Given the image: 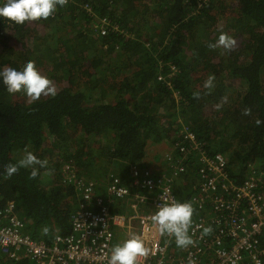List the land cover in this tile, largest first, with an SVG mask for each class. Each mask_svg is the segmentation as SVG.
<instances>
[{"label":"trees","instance_id":"1","mask_svg":"<svg viewBox=\"0 0 264 264\" xmlns=\"http://www.w3.org/2000/svg\"><path fill=\"white\" fill-rule=\"evenodd\" d=\"M101 17L117 29L95 35ZM0 46V69L33 61L56 89L33 101L0 83V195L35 238L70 228L79 196L66 165L102 194L116 177L131 180L151 143L191 145L185 127L200 152L225 156L232 181L251 164L264 168V0H68L47 19L0 18ZM21 152L46 161L35 178L19 167ZM175 153L166 167L183 164L175 179L184 182L196 166ZM11 165L18 170L9 176ZM0 264L24 261L0 254Z\"/></svg>","mask_w":264,"mask_h":264},{"label":"built area","instance_id":"2","mask_svg":"<svg viewBox=\"0 0 264 264\" xmlns=\"http://www.w3.org/2000/svg\"><path fill=\"white\" fill-rule=\"evenodd\" d=\"M83 8L90 14L88 5ZM92 27L97 35L117 29L106 17L93 21ZM170 70L173 74L175 66ZM183 132L191 145L181 144L179 150L188 157L190 147L198 142L187 127ZM194 154L200 167L188 196L193 244L178 247L173 236L160 234L152 219L159 207L181 203L170 182L184 171L180 162L170 165L169 177L131 165V180L123 183L116 177L102 186V194H96L92 182L73 175L66 165L67 178L79 195L69 230L48 239L31 236L29 223L17 215L14 200L0 195V254L24 264H108L113 248L135 236L147 251L137 264H264V168L251 164L247 175L235 182L223 154ZM206 228L211 230L205 233Z\"/></svg>","mask_w":264,"mask_h":264},{"label":"clouds","instance_id":"3","mask_svg":"<svg viewBox=\"0 0 264 264\" xmlns=\"http://www.w3.org/2000/svg\"><path fill=\"white\" fill-rule=\"evenodd\" d=\"M67 0H6L0 6V18L14 22L16 24H23L26 21H36L39 19H47L52 15L57 6H63ZM219 45L225 49H230L234 41L221 35L218 41ZM212 77L205 82V87L212 86ZM0 83H2L9 93H16L22 91L27 97L33 101L38 100L42 95H55L56 89L47 77L40 74L33 61H28L22 68L5 67L0 69ZM247 114V111L246 113ZM261 121H257L260 124ZM180 156L183 155L179 146L176 144ZM189 153H191L189 151ZM204 153V152H199ZM206 156H213L210 153H204ZM169 158H176V154H168ZM168 160V159H167ZM183 160L188 164L187 157ZM19 167L31 168V177L35 178L38 175L39 169L35 165L44 167L46 161L39 160L34 154L28 152L18 162ZM196 166L195 175L199 169L198 156L194 162ZM199 166V167H198ZM18 170L17 165L7 167L6 172L9 176ZM193 177V178H194ZM194 181V180H193ZM184 189H176L175 193L178 196L184 195L181 202L165 204L159 207V210L152 217L153 222L158 225L161 235H170L175 238V243L178 247L184 248L193 244V240L189 235V227L191 224V217L193 215V208L190 203H182L186 195L190 196L191 187L186 182ZM211 229H204L205 233ZM147 254L142 241L133 236L131 239L125 241L122 245H117L113 248L108 264H137L138 258Z\"/></svg>","mask_w":264,"mask_h":264},{"label":"rangeland","instance_id":"4","mask_svg":"<svg viewBox=\"0 0 264 264\" xmlns=\"http://www.w3.org/2000/svg\"><path fill=\"white\" fill-rule=\"evenodd\" d=\"M226 1V0H225ZM227 2L229 3L230 2V0H227ZM217 25L219 26L220 25V22H218L217 23ZM94 34L95 35H97L96 33H95V31H94ZM33 43H38L37 41H35V40H33V39H31V41H30V45H32ZM12 44H13V46L14 45H16V46H18V42H16L15 41V43H14V41H12ZM0 49H1V46H0ZM0 52H1V50H0ZM17 94H23L24 95V93L22 92V91H20V92H16ZM231 106L230 105H228L227 106V108H228V111L229 112H231V110L233 109L232 107H233V101H231ZM167 144H169L168 143V141H162V142H159V143H151V145H149L148 147H146V153H145V156L143 157V159L141 160V162L139 163L140 164V166H142V167H144V166H146V167H149V168H154V167H156L157 166V164H156V161L155 160H157V161H159L160 160V157L158 158L157 156H162V155H166V154H176L175 152H176V150H178V146L177 145H170L169 144V146L170 147H168L167 148ZM200 150H201V147H200V145L198 144V146L197 147H194V148H191L190 147V152L191 153H199L200 152ZM148 151V152H147ZM175 151V152H174ZM157 154H159V155H157ZM24 153H19V155H18V159L19 160H21L24 156ZM198 155L197 154H191L190 156H188L187 157V162H188V164H190V163H192V164H194V162H195V160H196V157H197ZM154 157H155V160H154ZM156 157H157V159H156ZM142 167H140V168H142ZM249 172V170L246 172V173H248ZM194 175L193 174H191L189 177H187V178H185L184 180V182H186L187 184H189V186L191 187L192 186V184H193V180H194ZM182 178H179V179H176L175 181H177L178 183H180L181 184V186H180V189H184V187H185V185L183 184L184 182H182ZM174 181V182H175ZM174 182H173V184H174ZM182 182V183H181ZM179 189V190H180ZM174 190H176V189H174ZM79 196V195H78ZM121 239H123L122 238V236H121Z\"/></svg>","mask_w":264,"mask_h":264},{"label":"crops","instance_id":"5","mask_svg":"<svg viewBox=\"0 0 264 264\" xmlns=\"http://www.w3.org/2000/svg\"><path fill=\"white\" fill-rule=\"evenodd\" d=\"M168 147H170L169 144H167V148H168ZM157 155H159V154H157ZM157 157H158V158L160 157V160L157 161V160H155V157H154V160L156 161V164H157L156 167H154V168H149V167L144 166V167H142L141 169H143V170H147V171H150L151 173H154V174H162V175H165V176L169 177V176H170V171H169L170 168H169V166L166 167V165H167V163H168L167 159L169 158V155H168V154H166V155H162V158H161L160 155L157 156ZM157 157H156V159H157ZM167 177H166V178H167ZM175 180H176V179H175V177H174V179H172V181H170V182L172 183V182H174ZM180 186H181V184L178 183L177 181H175L174 184H173L174 189H179ZM181 190H182V189H181ZM178 198L181 199L180 196H178ZM122 236H123V238L125 239V238H126V233H123Z\"/></svg>","mask_w":264,"mask_h":264}]
</instances>
